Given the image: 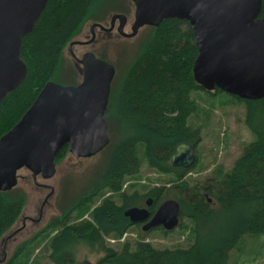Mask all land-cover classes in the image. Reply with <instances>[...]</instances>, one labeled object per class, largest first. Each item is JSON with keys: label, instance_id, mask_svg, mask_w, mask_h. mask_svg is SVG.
I'll return each instance as SVG.
<instances>
[{"label": "trees", "instance_id": "16d2710c", "mask_svg": "<svg viewBox=\"0 0 264 264\" xmlns=\"http://www.w3.org/2000/svg\"><path fill=\"white\" fill-rule=\"evenodd\" d=\"M113 2L116 0H48L33 30L23 37L21 56L28 66L26 77L0 102V136L20 119L44 84L55 78L65 48L85 22L118 7ZM147 27L134 55L112 81L105 113L111 140L104 148L105 160L88 183L62 204L60 213L16 247L6 264L17 261L49 227L58 228L49 243V259L54 264H75L80 245L101 253L97 264H229L232 251L244 250L249 235L264 233V97L247 99L230 94L244 102L246 123L255 138L229 170L192 183L185 178L190 168L174 166L171 156L179 142L197 145L203 138L202 126L188 121L198 110L193 92L204 90L214 96L223 90H208L196 81L193 64L198 47L188 20L168 17L157 26ZM68 152L69 145L65 144L56 163ZM144 162L150 169L171 175L167 181L176 180V184L127 189L125 181L139 174ZM107 190L113 195L93 204L89 217L77 219L81 214H76L74 218L73 212L84 205L88 208ZM165 190L167 196L180 201L181 216L194 221V239L189 245L157 247L145 238L148 230H142L135 241L127 239L115 246L108 242L107 237L119 240L135 224L124 213L128 206L146 205L151 196L149 208L154 212L166 196ZM26 201L27 192L19 185L0 190V241L17 222Z\"/></svg>", "mask_w": 264, "mask_h": 264}, {"label": "water", "instance_id": "95a60500", "mask_svg": "<svg viewBox=\"0 0 264 264\" xmlns=\"http://www.w3.org/2000/svg\"><path fill=\"white\" fill-rule=\"evenodd\" d=\"M135 6L131 30L125 26V12L111 14L112 28L135 36L141 27L159 25L165 18L178 17L194 29L198 52L193 64L196 81L205 89L221 88L241 98L264 97V15L263 0H132ZM48 0H0V102L26 77L28 66L21 56L23 37L30 33ZM103 24L93 22L92 26ZM76 40L69 42L71 46ZM82 78L77 83L49 79L20 119L0 136V190L18 185L19 169L50 178L57 172L56 156L69 145L76 157L102 151L111 140L105 116L115 64L93 50L77 56ZM198 160L196 145L181 141L171 156L174 166L193 167ZM55 192L51 190L45 200ZM208 200L215 201L208 196ZM146 205L128 206L124 213L143 230L158 226L176 228L181 203L174 197L163 199L152 212ZM42 208V206H41ZM37 219V218H36ZM8 233V232H7ZM7 233L0 243L11 235ZM0 257V262L5 259ZM75 264H97L85 257Z\"/></svg>", "mask_w": 264, "mask_h": 264}, {"label": "rangeland", "instance_id": "374dc122", "mask_svg": "<svg viewBox=\"0 0 264 264\" xmlns=\"http://www.w3.org/2000/svg\"><path fill=\"white\" fill-rule=\"evenodd\" d=\"M111 4L118 7L111 8L106 12L109 4L103 11L101 9V13L106 12L103 14L105 15L103 18L107 19L113 12H125L128 15L125 29L130 31L135 10L133 1L116 0ZM91 21L89 19L85 22L82 31L76 37L83 38L86 33L90 32ZM148 30L147 25L143 26L135 36L129 37L115 29L111 34H107V37L102 38L98 44L95 43L91 46L77 44L73 47L75 50H80L78 55H81V51L84 49L92 48L114 62L117 72H121L124 70L126 62L134 55L140 40ZM74 63L72 54L65 48L54 80L62 83L79 82L82 74ZM192 95L198 103V110L189 116L188 121L195 125H201L203 130V138L196 145L197 163L186 172L185 176L193 183L195 180H204L209 176H220L229 170L245 145L253 140L255 135L246 123V107L243 101L224 91L216 92L214 96H211L204 90H196ZM105 154L106 150L103 149L92 156L76 157L69 151L57 163V172L54 176L45 179L38 175L37 181L34 180L27 168L19 169L18 185L26 190L27 201L22 214L7 233L11 236L0 243V257L6 255L0 264H6L20 243L41 231L53 215L60 213L62 204H66L71 196L78 193L88 183L92 172L100 167L105 160ZM140 156L143 160L145 159L142 145H140ZM169 176L171 175L161 174L150 169L144 162L140 173L128 177L124 186L130 190H146L151 186L161 184L170 187L176 184V180L167 181ZM36 182H44L49 186H40ZM52 185L55 187V192L44 201L45 195L51 190ZM65 186L67 188H64ZM166 193L165 190L163 195ZM173 194L174 191H171V195ZM64 195L68 198L64 199ZM109 195H113V192L107 190L100 196H96L93 203H89L88 208L84 209L87 206L84 205L80 207L82 212L79 209L73 212L74 218H77L76 214H81L77 219L89 217V210L93 204ZM168 197L175 198V196L166 195L162 200ZM180 220L181 225L170 231H165L160 226L149 229L145 238L157 247L189 245L194 239V221L185 216H181ZM137 224L130 227L119 240L113 236L107 237L108 242L115 246L120 241L127 239L135 241L145 231ZM57 230V227H49L44 230L45 232L42 231L36 240L28 245L20 258L11 264H54L49 259V243ZM244 244V250L234 249L232 251L229 264H264V233L249 235ZM100 256L101 253L91 250L85 245H80L77 251L78 260L87 257L97 262Z\"/></svg>", "mask_w": 264, "mask_h": 264}, {"label": "flooded vegetation", "instance_id": "af4514ba", "mask_svg": "<svg viewBox=\"0 0 264 264\" xmlns=\"http://www.w3.org/2000/svg\"><path fill=\"white\" fill-rule=\"evenodd\" d=\"M119 12V11H118ZM92 21H91V23H90V28H89V33H86L85 34V36L83 37V38H79V37H74L73 39L74 40H76V42H74L71 46H69V43H68V45H67V47H66V49H68V51L72 54V58H73V60H74V64H75V66H77L78 67V69L80 70V68H81V63L77 60V57H76V55L77 56H82V54L84 53V52H86V51H88V50H93L92 48H87V49H84L83 51H81L82 53H81V55H78V53L80 52V50H75L74 49V45H85V46H91V45H93V44H98L99 42H101V39L102 38H105V37H107L108 35L107 34H111L112 32H113V30H117L118 32H119V30H118V25H119V19H116V21L114 22V24H113V26H112V28H109V27H111V25H112V22H111V16L110 17H108L107 19L106 18H103V16H100L98 19H91ZM93 22H99V23H101V24H103L104 26H101V25H95V26H92V23ZM128 23V22H127ZM127 25V24H126ZM126 27V26H125ZM81 31H82V29H81ZM80 31V32H81ZM79 32V33H80ZM78 33V34H79ZM120 33V32H119ZM72 40V39H71ZM70 40V41H71ZM69 41V42H70ZM94 51V50H93ZM98 56H101V53H97L96 51H94ZM103 55V54H102ZM105 56V55H104ZM101 57H103V56H101ZM104 58H106V57H104ZM106 59H108V58H106ZM109 60V59H108ZM111 61V60H110ZM114 63V62H113ZM115 64V63H114ZM116 66V65H115ZM116 72H117V68H116ZM75 83H77V82H75ZM196 152H197V150H196ZM37 183V182H36ZM37 184H39L40 186H49L47 183H44V182H38ZM46 196V195H45ZM148 198V197H147ZM153 198V197H152ZM44 201H46L45 199H44ZM44 201H43V203H44ZM147 201V200H146ZM138 223H140L141 224V226L143 225V223L142 222H138Z\"/></svg>", "mask_w": 264, "mask_h": 264}]
</instances>
